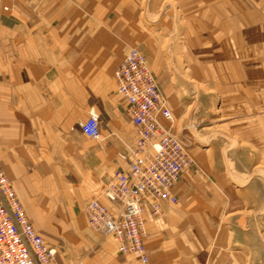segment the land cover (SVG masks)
Segmentation results:
<instances>
[{"label":"crops","instance_id":"1","mask_svg":"<svg viewBox=\"0 0 264 264\" xmlns=\"http://www.w3.org/2000/svg\"><path fill=\"white\" fill-rule=\"evenodd\" d=\"M82 2L88 11L78 18L65 15V0H0V163L30 224L56 249L58 264H142L136 255L117 253L114 241L86 221V205L93 199L106 203V184L127 169L117 156L124 151L117 136L131 122L113 80L127 43L121 36L116 45L98 38L103 17L97 0ZM237 29L245 30L232 31ZM247 30L245 38L230 41L243 52L236 48L225 70L227 39L218 45L219 100L238 108L232 116L245 121V129L235 132L241 136L258 135L251 105L258 103L255 80L264 72L256 64L264 57V37ZM106 56L110 66L99 67ZM146 65L153 74L147 59ZM109 74L112 91L105 82ZM90 109L98 114L99 141L80 132ZM215 164L206 155V182L199 187L192 170L182 172L173 188L177 204H163L155 217L144 210L146 264H243L238 245L227 237L233 234L227 220L243 212L258 217L264 199L253 178L243 185L229 182L235 187L230 189L226 165L217 164L222 175L212 174Z\"/></svg>","mask_w":264,"mask_h":264},{"label":"rangeland","instance_id":"2","mask_svg":"<svg viewBox=\"0 0 264 264\" xmlns=\"http://www.w3.org/2000/svg\"><path fill=\"white\" fill-rule=\"evenodd\" d=\"M78 1L82 0H65L66 16L79 18L87 13L84 2ZM97 3V15L103 17L96 25L98 38L104 36L108 43L116 45L119 41L116 37L121 36L129 50L137 49L147 59L157 87L168 101L174 119L172 132L181 139L191 159L184 171L192 170L194 186L202 185V180L206 182L207 155L216 163L210 168L212 174L222 175L223 168L217 164L226 165L223 177L230 189H235L230 183L243 185L253 178L260 198L264 199V72L261 70L255 80L258 103L251 106L258 113V135L253 136L235 133L244 128L245 121L234 120L236 116L232 115L238 110L234 105L220 103L217 72L220 38L227 39L223 48L227 55L221 62L225 70V63L232 62L229 60L236 54V48L239 54L243 52L241 45L235 47L230 41L245 38L250 33L247 28L253 29V36L264 37V0H97ZM239 26L245 30L232 31ZM107 59L106 56L98 66L109 67ZM256 64L261 69L264 57L259 56ZM105 82L109 91L114 90L110 74ZM220 115L225 119L220 120ZM125 131L117 136L123 146L134 139L131 126ZM227 228L233 232L227 233V237L238 245L236 250L243 264H264V210L258 217L240 213L235 220H227Z\"/></svg>","mask_w":264,"mask_h":264},{"label":"built area","instance_id":"3","mask_svg":"<svg viewBox=\"0 0 264 264\" xmlns=\"http://www.w3.org/2000/svg\"><path fill=\"white\" fill-rule=\"evenodd\" d=\"M113 80L126 105L134 139L117 155L127 169L116 171L106 184L102 192L106 203L93 199L84 212L88 227L102 238H112L117 253L136 255L146 264L143 212L147 209L155 217L163 204H177L173 188L191 159L172 132L173 116L142 52L128 50L113 72ZM79 128L88 139L101 140L98 114L93 109ZM0 264H58L55 248L30 224L1 163Z\"/></svg>","mask_w":264,"mask_h":264}]
</instances>
